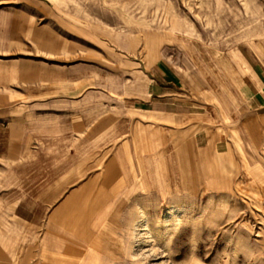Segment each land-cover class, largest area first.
Instances as JSON below:
<instances>
[{
    "label": "rangeland",
    "instance_id": "rangeland-1",
    "mask_svg": "<svg viewBox=\"0 0 264 264\" xmlns=\"http://www.w3.org/2000/svg\"><path fill=\"white\" fill-rule=\"evenodd\" d=\"M21 6L54 34L60 83L45 99L0 89V264H42L61 205L88 211L117 183L133 192L93 264H264V0H0ZM149 62L213 72L224 152L129 113Z\"/></svg>",
    "mask_w": 264,
    "mask_h": 264
},
{
    "label": "crops",
    "instance_id": "crops-1",
    "mask_svg": "<svg viewBox=\"0 0 264 264\" xmlns=\"http://www.w3.org/2000/svg\"><path fill=\"white\" fill-rule=\"evenodd\" d=\"M43 27L25 7H0V89L8 90L13 85H19L22 91L27 92V97H30V91L32 93L33 90L35 92L31 97H54L51 92L54 93L55 85L60 83L58 72L56 70V73L49 74V68L44 66L47 63L44 58L47 55H57L61 48L55 43L54 34H46L47 28ZM65 50L71 53L76 48L71 49L68 45ZM164 63L149 62V65L139 70L142 82H139L138 91L136 89L132 94L129 113L150 130L156 128L157 122H163L166 124L165 128L174 130L175 127V130L187 134L193 132L196 140L202 135L200 140L205 142V146L218 153L224 152L229 144L224 131L230 128L213 126L222 123L220 117L214 116L232 114V111L222 110V106H228L218 87L213 85L210 77L213 72L200 65L194 71V67L192 70H184L168 62ZM69 82L77 83V78L69 77ZM254 102L256 106L264 107V90L256 96ZM219 130H222L221 133ZM117 187L122 185L117 183L109 190ZM129 191L130 194L133 192L132 189L124 192ZM80 200L82 197H73L61 205L55 213L54 228H59L58 212L64 207L70 211L74 204L80 211L84 210ZM124 207L125 205L121 209ZM77 216L83 219L84 213ZM76 219L78 221L77 217ZM57 237V242L63 244V249L74 254L78 239L82 241L81 245L88 241L86 238H75L76 241L73 242L71 237ZM80 244H77V248H82L83 245Z\"/></svg>",
    "mask_w": 264,
    "mask_h": 264
},
{
    "label": "bare ground",
    "instance_id": "bare-ground-1",
    "mask_svg": "<svg viewBox=\"0 0 264 264\" xmlns=\"http://www.w3.org/2000/svg\"><path fill=\"white\" fill-rule=\"evenodd\" d=\"M119 189L120 188L117 187L112 190L108 189L89 195L88 199L89 200L91 199L92 203L91 206L88 208V211H86L87 209L85 210V212H83L84 210L80 211L78 209L79 207L73 204L72 209L70 208V211L66 210L65 209L66 207H64L61 211V214L58 215L59 217V223L57 222L58 226L66 229L63 231L59 228L58 230L53 227L57 236H59L61 239L63 238L66 239L68 237H71L70 239L72 241L75 240V238L77 239L86 238L90 242L88 256L86 260L83 262V264H93L92 261L96 257L99 256L102 257V254L104 253L103 248L101 249L99 248L100 237L98 236L101 233L100 228L104 226V222H106L107 219L110 218L111 216H115V217L119 216V211L121 210L122 206L126 204V201H128L131 195L130 191L128 193H125L120 191ZM112 207L115 208L113 209ZM80 213H84L83 219H80L77 216L78 214L80 215ZM76 217L78 218V221ZM45 245L42 251V264H77L78 263L76 254H74V252H69L67 250H64L63 244L56 242L54 247L50 248L53 251L48 249L49 245L48 246L47 244ZM82 247L85 248L84 246Z\"/></svg>",
    "mask_w": 264,
    "mask_h": 264
}]
</instances>
